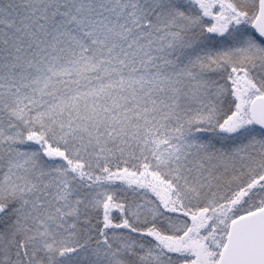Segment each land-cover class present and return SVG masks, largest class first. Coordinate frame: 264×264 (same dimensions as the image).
Listing matches in <instances>:
<instances>
[{"label": "snow or ice", "instance_id": "obj_1", "mask_svg": "<svg viewBox=\"0 0 264 264\" xmlns=\"http://www.w3.org/2000/svg\"><path fill=\"white\" fill-rule=\"evenodd\" d=\"M0 264H264V0H0Z\"/></svg>", "mask_w": 264, "mask_h": 264}]
</instances>
